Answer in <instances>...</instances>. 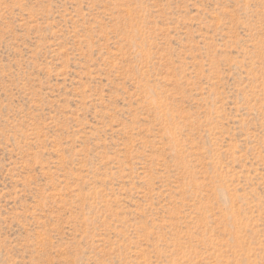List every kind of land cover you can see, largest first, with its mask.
I'll use <instances>...</instances> for the list:
<instances>
[{"label":"rangeland","instance_id":"1","mask_svg":"<svg viewBox=\"0 0 264 264\" xmlns=\"http://www.w3.org/2000/svg\"><path fill=\"white\" fill-rule=\"evenodd\" d=\"M0 264H264V0H0Z\"/></svg>","mask_w":264,"mask_h":264}]
</instances>
